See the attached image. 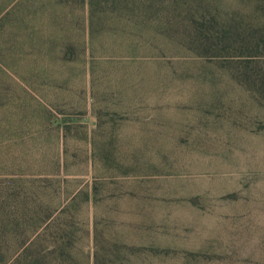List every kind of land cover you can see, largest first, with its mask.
I'll use <instances>...</instances> for the list:
<instances>
[{
	"label": "rangeland",
	"instance_id": "obj_1",
	"mask_svg": "<svg viewBox=\"0 0 264 264\" xmlns=\"http://www.w3.org/2000/svg\"><path fill=\"white\" fill-rule=\"evenodd\" d=\"M79 1L0 0V264L264 252V0L97 8L90 30ZM66 37L99 54L65 63Z\"/></svg>",
	"mask_w": 264,
	"mask_h": 264
},
{
	"label": "trees",
	"instance_id": "obj_2",
	"mask_svg": "<svg viewBox=\"0 0 264 264\" xmlns=\"http://www.w3.org/2000/svg\"><path fill=\"white\" fill-rule=\"evenodd\" d=\"M58 3L64 2L66 4H69L72 0H55ZM82 8L86 11V16H84V22H87L89 30L90 26L93 28L95 25L96 20H98L95 14L97 11V8H101L103 10L113 9V11H128L131 13L130 16L127 17L128 20L134 19V13L136 12L137 16L139 17H146V19H149V16H144V14L148 11L151 12V9L155 8L157 6V2L154 0H80ZM165 8H171L172 6H168ZM166 13L162 16V26L164 28V34L165 36H168L171 34V31L173 29L174 24L171 22V12L170 10H165ZM141 14V15H140ZM119 16V15H118ZM167 19V20H165ZM189 22V21H188ZM191 25H188L186 31H187V37L185 39L183 38V41L185 42L186 47L193 50H200L202 48H208L212 45V38L211 35L212 30L203 29L200 26H196L189 22ZM148 25V24H147ZM249 41H247V38H243L241 40V43L244 45L247 44ZM192 43L198 44L197 47H194ZM195 44V45H196ZM60 46V54H62L66 62H72L73 55L76 54V50H80L81 58H93L97 57L99 53L95 50L96 46L94 45V42H89L88 38L86 37L85 41L80 42L79 44L75 45L72 43L69 38H64ZM249 48V47H247ZM255 48V47H251ZM261 68L257 69L258 72H260ZM256 71V70H255ZM264 72L262 70L258 76L255 77L254 82L259 85L258 90L262 94L261 90H264V75H260ZM53 80H51L52 82ZM62 84L64 85V89L67 90V93L71 90V84H72V77L67 75L65 79L62 80ZM55 105L53 104V107ZM57 107V106H55ZM69 114V113H67ZM68 116V115H67ZM95 185L93 186V188ZM29 248H27L28 250ZM217 260H212V257L207 256L206 254H199V256L191 255L190 257L184 258L186 261L190 262V264L193 263H201V264H264V252H254L252 254H245L244 252H238V251H227L226 253L216 254ZM40 256V255H39ZM145 258L141 260V256L137 254H132L130 256L125 257V259L122 260L123 264H157L155 262L156 259H165L163 258L161 254H147L144 255ZM202 256V257H200ZM34 257V254L29 256H25L23 259H16L14 264H35L34 260H31V258ZM0 258H3V255L1 254V248H0ZM21 258V257H20ZM96 258V257H95ZM218 261V262H216ZM216 262V263H215ZM97 263V261H96ZM98 264V263H97Z\"/></svg>",
	"mask_w": 264,
	"mask_h": 264
}]
</instances>
